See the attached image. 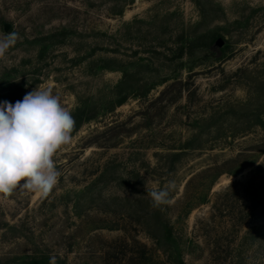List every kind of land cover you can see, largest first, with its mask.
Segmentation results:
<instances>
[{"label":"rangeland","instance_id":"374dc122","mask_svg":"<svg viewBox=\"0 0 264 264\" xmlns=\"http://www.w3.org/2000/svg\"><path fill=\"white\" fill-rule=\"evenodd\" d=\"M10 32L0 102L76 123L47 197L0 194V264H264V0H0Z\"/></svg>","mask_w":264,"mask_h":264},{"label":"clouds","instance_id":"9594fccd","mask_svg":"<svg viewBox=\"0 0 264 264\" xmlns=\"http://www.w3.org/2000/svg\"><path fill=\"white\" fill-rule=\"evenodd\" d=\"M18 38L15 32L0 37V59ZM75 123L50 87L35 88L15 104L0 102V194L20 189L47 197L62 175L54 155L71 142ZM175 187V181H169L161 189L148 191L152 206L171 204Z\"/></svg>","mask_w":264,"mask_h":264},{"label":"trees","instance_id":"16d2710c","mask_svg":"<svg viewBox=\"0 0 264 264\" xmlns=\"http://www.w3.org/2000/svg\"><path fill=\"white\" fill-rule=\"evenodd\" d=\"M213 39H214V37H213ZM191 208H192V207H191ZM191 208H189V209L186 211V213H188V212L191 210ZM256 230H257V229H256ZM168 234L170 235L171 232H169ZM256 234H259V230L256 231ZM251 235H252V233L250 234V236H251ZM171 236H172V234H171ZM252 236H253V235H252ZM252 236H251V237H252ZM239 245H240V244H239ZM239 245H238V248L240 247ZM229 246H230V245H228V247H227L228 249H229ZM234 249H237V248H234ZM237 256H238V257H241V255H237ZM48 260H50V258H48ZM240 261H241V259H240ZM180 262H181L182 264H186V263H185L184 261H182V260H180Z\"/></svg>","mask_w":264,"mask_h":264},{"label":"water","instance_id":"95a60500","mask_svg":"<svg viewBox=\"0 0 264 264\" xmlns=\"http://www.w3.org/2000/svg\"><path fill=\"white\" fill-rule=\"evenodd\" d=\"M6 30L8 29V26H6V28H5ZM221 44V43H220Z\"/></svg>","mask_w":264,"mask_h":264}]
</instances>
